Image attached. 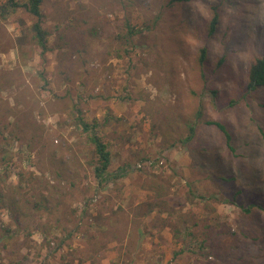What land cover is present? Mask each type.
Wrapping results in <instances>:
<instances>
[{
    "label": "rangeland",
    "instance_id": "obj_1",
    "mask_svg": "<svg viewBox=\"0 0 264 264\" xmlns=\"http://www.w3.org/2000/svg\"><path fill=\"white\" fill-rule=\"evenodd\" d=\"M221 1L43 0L44 55L29 37L35 17L22 7L0 17V74L13 81L0 98L14 112L28 110L42 136L29 147L28 129L21 140L0 133V178L15 184L23 174L24 190L38 181L30 172L44 170L50 185L61 181L55 211L31 209L16 222L0 208V264H264V211L243 210L264 205V85L246 90L248 68L264 54V0H223L218 31L207 40L210 6ZM126 18L138 29L150 26L131 47L121 36ZM229 99L236 101L229 106ZM199 100L206 120L225 125L233 149L213 124L200 123L189 145L177 141ZM72 104L86 120L112 117L99 134L111 168L128 165L125 177L96 186L92 147L73 128ZM61 160L78 175L66 171L61 180ZM151 176L168 183L174 216L197 223L188 229L193 235L181 229L177 240L174 222L161 228L152 222L156 211L144 216L155 196L141 184Z\"/></svg>",
    "mask_w": 264,
    "mask_h": 264
},
{
    "label": "trees",
    "instance_id": "obj_2",
    "mask_svg": "<svg viewBox=\"0 0 264 264\" xmlns=\"http://www.w3.org/2000/svg\"><path fill=\"white\" fill-rule=\"evenodd\" d=\"M183 0H168L166 6H171L176 2H180ZM43 0H26L24 2H20L19 0H0V17L5 19L10 13L15 12L19 8H24L30 15L35 17V20L31 23L29 27L30 31V40H32L40 49V54L44 55L48 50L47 45V37L50 31L42 26V12H41V4ZM223 0L219 3H215L210 6L211 16L205 26V37L206 39H212L214 35L217 33L219 25H220V16H221V7ZM158 19V16L156 17ZM155 26V18L153 19L152 28ZM123 30L121 36L124 39V42L129 43L127 47H131V43H133V38L136 35L142 33V29L149 28L150 26H143L138 29L134 27L129 18H126L122 24ZM27 35L23 34V36H19L18 42L22 44L25 37ZM208 59V44H202L198 48V62L200 66H205ZM222 58L218 63H221ZM204 75V73H202ZM13 84V81L10 80L5 73L0 74V89L5 87H9ZM264 85V54L257 57L249 66L247 71V83L246 90L251 92L255 90L257 87ZM206 86V85H205ZM207 87V86H206ZM209 92L213 96V102H216L217 90L213 87L208 88ZM236 100L229 99L228 105L231 106ZM4 102L0 98V118L5 116H13L12 120H4L0 121V133H7L14 137L16 140H21L20 134L23 133L25 129L29 130V133L25 136L26 143L29 147L32 146L35 140H41V134L38 133V128L34 122L28 120L26 115L29 113L28 110H23L19 112H14L8 105H4ZM261 107L264 108V103H261ZM70 114L72 117V125L76 130L78 135H81L82 142L91 145V160L89 161V165L92 171V177L96 182V186L98 188H104L109 183L116 182L128 173V165H118L116 168H111L112 165V153L109 148L108 142L104 140L102 135L99 134V130L104 128L109 123V119L111 116H104L102 119L92 118L91 120H86L84 114L80 109L75 108V105H71ZM200 123L205 124H213L218 127L221 132L224 134L225 142L229 149H233L230 145L231 135L229 131L226 129L225 125L219 121L215 120H206L204 115V106L201 100H199L198 105L194 109L191 114V117L183 120V124L185 127L186 135L183 138L178 139L177 141L182 143L183 145H189V143L194 140L198 126ZM73 154V153H72ZM75 158V154H73ZM61 167L56 170V175L61 177L67 176V172H71V176L78 175V168L72 166L70 161L61 160L59 162ZM52 171V170H51ZM17 183L15 184H5V176L0 178V182L4 185L0 186V208L6 207L11 211L13 215V219L18 222L20 218L28 219L30 217V210L39 211L42 209L49 210H57L59 207L58 198L55 197L58 194L59 183L61 181H57V184H49V180L45 179V171H41L40 175H35L32 172L29 173L30 180H38L35 185L28 187V189L24 190V186L21 184L23 182V174H19ZM70 176V177H71ZM66 179V177H65ZM27 181V180H26ZM56 183V182H55ZM74 182L70 183V190ZM55 186V187H54ZM142 188L149 189L154 192L155 200L147 202L146 210L143 213L144 216L151 214L153 211H156L154 217H152V222L155 223V226L165 228L169 226L171 222L175 223V228H173V236L177 240H182L181 229L187 231L188 235H193L190 229L192 226L197 225V223L189 224L188 218L184 214H179L174 216V211L171 210L170 207L167 206L166 197L170 194V189L168 183L157 179L154 176L146 177L142 184ZM64 193V192H63ZM203 197V196H201ZM32 198H35L32 200ZM252 207L256 209H262L264 211V205L260 202H252L250 206L248 205L243 210L245 212H250ZM133 225H140L141 219L138 209L135 208L132 217ZM96 227H102L101 223H97ZM105 229V228H103ZM117 237V236H115ZM206 248L205 240L202 241L201 244L198 245V249L202 250ZM68 264V263H66Z\"/></svg>",
    "mask_w": 264,
    "mask_h": 264
}]
</instances>
